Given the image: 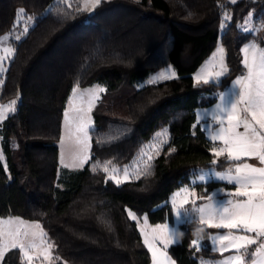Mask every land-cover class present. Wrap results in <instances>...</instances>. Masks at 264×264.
<instances>
[{
	"label": "trees",
	"instance_id": "1",
	"mask_svg": "<svg viewBox=\"0 0 264 264\" xmlns=\"http://www.w3.org/2000/svg\"><path fill=\"white\" fill-rule=\"evenodd\" d=\"M35 16L14 43L0 102L16 99L0 124L6 167L0 161V217L37 221L53 243L52 264H150L137 224L127 209L150 223L171 216L169 195L197 169H223L212 141L196 123V109L215 101L244 72L240 48L252 37L239 23L249 10L264 18V0H101L91 12L79 0H0V35L11 30L17 10ZM229 20L222 27V13ZM220 39L228 72L218 83H195L192 73ZM264 46V41H260ZM168 64L176 77L139 88L134 83ZM105 84L92 110L90 158L83 168L57 178L63 111L74 85ZM167 139L137 178L116 184L107 164L127 165L157 131ZM56 183L62 185L58 186ZM218 181L196 183L206 196ZM195 221L180 224L179 243L168 247L176 264L216 258L209 236ZM196 235L203 246H191ZM0 264H29L18 248Z\"/></svg>",
	"mask_w": 264,
	"mask_h": 264
},
{
	"label": "rangeland",
	"instance_id": "2",
	"mask_svg": "<svg viewBox=\"0 0 264 264\" xmlns=\"http://www.w3.org/2000/svg\"><path fill=\"white\" fill-rule=\"evenodd\" d=\"M236 1L238 0H235V2ZM228 2L233 3L232 0H228ZM85 3L86 0H79V10L87 12L91 9L92 5L88 3L87 7H85ZM20 9L22 8H19L18 10ZM29 17H31V19H29ZM227 20H229V13L224 10L222 13V27L225 25ZM17 21L19 22L17 23ZM34 23L35 16L27 14L24 11L23 18H18L16 14V18L14 20V24L11 30L0 35V85L3 82L8 63L14 54V52L11 54L5 52V49H14V43L20 41L25 36V27L29 29L34 25ZM262 25H264V18H261L260 15H256L253 10H249L244 16L243 20L239 23V28L243 33L252 34V37L248 39L245 43H243L240 48L241 62L244 67V72L240 75L235 76L222 91L211 94H202L199 97V100L203 102H207L210 98H215V101L213 103L206 106H200L196 109V123L200 125L205 135L212 141V152L213 148L219 149L225 146L222 139H214V137L217 136V133L219 132L221 127L226 128L228 127L229 123L225 119L223 125H221L218 119L213 120L212 117H219L223 115V113L220 111V108L226 107L227 101H231L233 99V93L238 92L240 89V85H236L235 81L239 78L248 76V68L245 66L244 63L246 54L243 49L251 44H255L257 46V50H264V46L260 42L264 41V27H262ZM17 37H19V39H17ZM220 49H222L223 51L221 52ZM252 55L253 52L251 49H249L247 53V58L249 61H251ZM227 72L228 68L225 62V51L220 39H218L212 52L202 61L199 67L192 73V78L195 83H204L205 80H208L211 83H218L221 81L222 77L226 75ZM218 73L219 75H217ZM161 74L164 75L161 76ZM176 75L177 74L175 67L171 64H168L162 68L150 72L145 78L136 81L134 83V87L139 88L145 84L162 82L164 80L174 78L176 77ZM198 76L200 77L199 82L196 79ZM74 88L76 89L75 92H73ZM100 89H104V91H100ZM104 92L105 84L101 82H95L87 86L74 85L72 87L63 111L60 138L56 143L59 152L57 178H60L64 173L68 171H75L83 168V166L89 160V131L93 127L92 110L96 103L100 100ZM221 94L225 95V101L220 100ZM14 100L16 101V99H12L7 102H0V112L3 113V115L0 116V124L14 111H8L4 106L11 105V102ZM245 107V104L238 105L240 115L242 118L246 117L249 121H251L250 114L243 111ZM13 108H15V105L13 106ZM66 112L67 117H65ZM256 127L258 129V126ZM80 129H86L87 135H85V132ZM236 131L243 133V125L241 124L236 129ZM166 139V132L162 130L157 131L148 141L143 144L140 152L130 164L122 166L115 164H107L105 166V168H107V171H105L107 178L111 179L116 184H120L128 180L137 178L147 168L146 165H149L150 160L158 153L159 149L161 148L162 144L165 143ZM149 157H151V159H149ZM219 157L227 158V155L224 154ZM219 157L214 154V160ZM0 161L2 162L4 167L7 166L6 156L1 143V137ZM244 162L249 163L255 167H264V164H261L259 159L252 157L243 158L241 161H230V163L223 169H217L214 166H209L206 168L197 169L195 172L190 174V184H186L178 189H175L169 195L167 202L171 206V216L164 222L152 224L148 221L146 214L139 215L134 211L127 209L128 216L129 211H131L136 216V219L134 221L137 224L142 241L149 252L150 264H176L174 258L168 252V247L175 243L166 244L164 237H166L168 234H162L160 230L157 229V226L167 224L169 225L170 229L174 228V238L179 241L180 224H177L175 221V214L178 210L182 212H192L194 207L192 202L195 201L196 207L211 204L212 207L210 211L215 214L220 211V209L216 206V200L231 199L233 202H237L246 199V197L235 195L237 187L235 184L228 183L227 180H220L214 175L216 173H228L229 169H231V174L235 175L236 164ZM126 168L128 170L127 177L125 176ZM201 174L205 175L204 180L200 179ZM116 181H119V183H117ZM208 181H218L221 184L209 190L206 196H202L197 192L193 185L196 183H206ZM56 184L62 187V185L58 183ZM213 192H218V195L214 197L212 201H209L207 197ZM229 193L231 195H228ZM185 201H187V203H185ZM193 215L196 216L195 221L199 222V213L193 212ZM0 221H3V223H0V232L5 233V235H0V248H3L5 241H7L8 245L7 248H3L4 253L8 249L12 248L11 242L13 237H15L17 241L22 242L25 245V250L27 251L28 256L32 258L31 264L53 263L55 259L53 253V243L49 239L46 231L43 229L39 222L23 219L19 216L0 217ZM21 221H23V223H20ZM37 225H39V227H37ZM205 225L207 226V224ZM228 231L229 230L227 229H217L216 231L210 234L209 241L211 250L219 253L220 256L216 258L200 257L198 258L199 264H224V262L229 257L238 254L244 257L241 264H253V258L250 254L255 251V249L259 246L260 243H264V237H260L255 245H250L247 249V254L245 253L244 249H241L239 253H237L235 249H230L227 251L222 250L221 244H227V241H215L214 248L213 238L221 234H226ZM232 231L235 235L245 234L242 231ZM17 232H19V235H16ZM8 233H11V235H8ZM25 233H27V235H25ZM247 235L255 236V233H247ZM146 238L149 241V244H151L152 247L156 250L157 255L155 262L153 260V252L150 250L149 245L145 244ZM193 240L202 242V236L196 235ZM49 245H51V247H49ZM17 248L20 250L19 247ZM20 252L24 261L29 263L27 257L24 255V252L21 250ZM256 259L264 260V252H262L260 257Z\"/></svg>",
	"mask_w": 264,
	"mask_h": 264
},
{
	"label": "snow or ice",
	"instance_id": "3",
	"mask_svg": "<svg viewBox=\"0 0 264 264\" xmlns=\"http://www.w3.org/2000/svg\"><path fill=\"white\" fill-rule=\"evenodd\" d=\"M234 3L235 0H232ZM90 3L94 9L100 4V0H86L85 7ZM24 9H20L17 12L18 18H23ZM251 15V14H249ZM31 19V17H29ZM19 21H17L18 23ZM264 27V25H262ZM27 27H25V32H27ZM19 39V37H17ZM249 49L252 50L253 55L251 61L247 58V53ZM222 52L223 50L220 49ZM246 54L245 66L248 68V76L239 78L235 81L236 85H240L238 92L233 93V99L227 101L226 107H221L220 111L223 115L217 117L213 116L212 119H218L220 124L223 125L226 119L228 127H221L217 136L214 139L219 138L223 140L224 147L219 149L213 148L214 154L219 157L226 154L227 159L230 161H241L243 158L255 157L259 159L261 164H264V50H257L255 44H251L243 49ZM5 52L11 54L14 49L7 48ZM164 74H161L163 76ZM219 75V73L217 74ZM197 81L199 82L200 77L198 76ZM205 80L204 83H208ZM76 89H73L75 92ZM104 91V89H100ZM226 97L221 94L220 100L225 101ZM16 101H12L11 105L4 106L8 111H13V106ZM245 104L244 112L250 114L251 121L246 117L242 118L240 115V110L238 105ZM3 113L0 112V116ZM67 117V112L65 113ZM254 122V124H253ZM243 125L244 132H238L236 129ZM258 126V129L257 127ZM87 135L86 129H80ZM159 135V134H158ZM151 159V157H149ZM150 167V165H146ZM107 171V168H105ZM128 170L125 169V176L127 177ZM216 178L220 180H227L228 183L235 184L236 191L235 195L246 197L245 200L233 202L231 199L228 200H216V206L220 209L218 213L213 214L210 209L211 204L202 205L199 207L195 206V201H193L192 212L188 211H177L175 214V221L177 224H184L190 226L195 222L196 216L194 213H199V222L201 224H207L210 228L217 229H227L229 230L226 234H221L213 238V247L215 248V241H227V244H221L222 250L235 249L237 253L241 249L245 250L247 254V249L250 245H255L260 237H264V167H255L249 163H237L235 166V175L231 174V169L228 173H216L214 174ZM201 180L205 179V175L201 174ZM119 183V181H116ZM218 195V192H213L207 199L212 201L214 197ZM228 195H231L230 193ZM187 203V201H185ZM207 214V215H206ZM129 216L131 219L135 220L136 216L129 211ZM3 223V221H0ZM20 223H23L21 221ZM39 227V225H37ZM157 229L160 232L167 233L168 235L164 237L166 244L179 243L178 240L174 238L175 229H170L169 225H158ZM232 230L242 231L245 234L235 235ZM247 233H255V236L247 235ZM0 235H5V233L0 232ZM11 235V233H8ZM19 235V232L16 233ZM27 235V233H25ZM35 235V234H33ZM145 244L149 245L150 250L153 252V260L156 261V250L149 244L147 238L145 239ZM191 244L196 248L197 251L200 250L202 242L197 240H192ZM7 241H5L3 248H7ZM12 248L19 247L24 255L27 257L29 264H31V257L28 256L25 250V245L19 242L13 237L11 242ZM51 247V245H49ZM3 248H0V260L4 255ZM264 252V243H260L259 246L250 255L253 258V264H264V260H257L261 253ZM243 256L235 255L229 257L224 264H241Z\"/></svg>",
	"mask_w": 264,
	"mask_h": 264
},
{
	"label": "crops",
	"instance_id": "4",
	"mask_svg": "<svg viewBox=\"0 0 264 264\" xmlns=\"http://www.w3.org/2000/svg\"><path fill=\"white\" fill-rule=\"evenodd\" d=\"M92 10H93V8L91 7V9L87 11V13L91 12Z\"/></svg>",
	"mask_w": 264,
	"mask_h": 264
}]
</instances>
